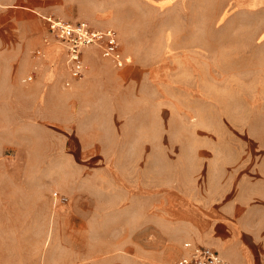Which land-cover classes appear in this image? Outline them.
<instances>
[{
    "label": "rangeland",
    "instance_id": "obj_1",
    "mask_svg": "<svg viewBox=\"0 0 264 264\" xmlns=\"http://www.w3.org/2000/svg\"><path fill=\"white\" fill-rule=\"evenodd\" d=\"M161 1L0 0V86L9 92L0 97V264H176L198 246L220 254L207 214L228 196L264 212V10L253 0H168L162 13L154 5ZM49 17L113 28L129 63L128 49L157 61L167 18L190 45L217 55L201 57V90L171 85L164 106L143 74L132 92L139 116L122 123L94 115L88 103L67 106V50ZM116 27L136 41L124 43ZM116 163H133L138 188L150 180L153 195L127 201ZM56 192L68 203H56Z\"/></svg>",
    "mask_w": 264,
    "mask_h": 264
},
{
    "label": "crops",
    "instance_id": "obj_2",
    "mask_svg": "<svg viewBox=\"0 0 264 264\" xmlns=\"http://www.w3.org/2000/svg\"><path fill=\"white\" fill-rule=\"evenodd\" d=\"M253 1L255 4L253 9L264 10V0ZM154 5L160 7L162 13L169 11L170 4L168 0H162L156 4L154 3ZM163 22L162 26L165 34L162 38L161 53L156 61L157 63L153 62V59L149 62H142L137 52L128 49V53H132L136 59L135 63H129L125 68H117L112 61L104 57L101 51L99 52L94 48L85 50L83 57L86 66V78L75 81L72 88H65L63 84V90L67 91L65 93L67 106L73 107V105L78 104L83 107L88 103L94 115H101L104 112L105 114L108 113L107 115L112 114L122 123H130L135 122L136 117L139 116L137 115L138 112L133 110V108H137V105L136 100L132 99V92L143 80V74L148 75L144 82L146 87L151 89L156 87V90H161V95L158 94V98H161L162 106H164L163 102H168V91L171 85H173L172 88L181 91H192L194 93L201 90V67L199 62L202 60L203 54L209 56L210 59L214 57V51L210 47L208 52H202L200 47L190 45V40L187 39L188 37L186 38L180 24L176 29L171 30L169 19H164ZM116 28L119 30L120 38L124 43L136 41L135 36L125 33L119 27ZM258 31L260 37L264 33V25ZM241 41L244 42L245 39H241ZM55 50V53L48 59H52V61L60 59L58 58V46ZM208 69L207 73L211 74L213 71L217 79V67L212 70L210 66ZM108 73L110 74V80L106 77ZM155 75H158V77L155 78ZM48 89L53 90L52 85ZM37 90L40 91L39 88ZM5 91L8 92V88L0 86V93ZM93 92H98L100 97H97L98 99L93 98ZM8 96L9 92L3 95L0 94V97L5 100ZM150 97H152L151 94ZM143 111L146 116L149 114L150 121L153 122L154 110L151 104L142 106ZM157 117L159 118V113ZM147 120L148 118L145 117V122ZM161 138L159 137L158 140ZM114 148L119 149L117 151L119 154L149 153L148 147L135 150L133 147ZM163 149L160 150L162 153H164ZM114 170L116 171L115 177H117L115 183L119 187L117 190L126 194L127 201H131L139 195H153L154 191L151 190L153 186L150 180H146V189L138 188V179L134 173L137 169L134 168L133 163L128 165L116 163ZM120 171L123 173H118ZM148 181L150 182L148 183ZM245 202L240 198L239 200L236 198L230 199L228 196L224 208H215L207 214L211 233L210 244L214 245L218 251L221 250L223 253L219 251L220 254L230 264H264V223L257 221L264 218V212H257L251 207L250 202H248L250 206ZM190 212L196 211L193 209Z\"/></svg>",
    "mask_w": 264,
    "mask_h": 264
},
{
    "label": "built area",
    "instance_id": "obj_3",
    "mask_svg": "<svg viewBox=\"0 0 264 264\" xmlns=\"http://www.w3.org/2000/svg\"><path fill=\"white\" fill-rule=\"evenodd\" d=\"M49 31L54 34L58 43L67 50V64L69 77L65 80V88H72L73 83L80 80L86 71L84 52L89 48L100 50L106 59L114 63L117 68H124L130 62L121 49L118 33L113 28L99 30L93 28L88 22H71L61 19L47 18ZM49 44V38L45 39ZM43 51H37V56ZM34 75L27 80L33 81ZM54 200L59 204H67L69 198L56 192ZM176 264H230L214 248L198 246L182 257Z\"/></svg>",
    "mask_w": 264,
    "mask_h": 264
}]
</instances>
